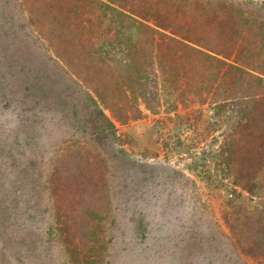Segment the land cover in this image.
Listing matches in <instances>:
<instances>
[{"label":"rangeland","instance_id":"obj_1","mask_svg":"<svg viewBox=\"0 0 264 264\" xmlns=\"http://www.w3.org/2000/svg\"><path fill=\"white\" fill-rule=\"evenodd\" d=\"M1 14L13 24L0 18V264H64L48 254L59 245L53 192L43 184L49 166L31 156L41 171L37 192L4 176L30 157L16 135L46 154L57 144L76 149L93 175L105 171L107 264H264L246 254L232 262L222 217L231 216V188L241 194L240 218L264 209V196L249 199L233 182L242 170L241 182L254 175L264 192V167L256 176L248 161L259 157L254 148L261 159L264 152L253 145L264 134V0H0ZM8 28L16 36L7 46ZM73 45L110 64L112 99L67 65ZM4 55L20 62L14 75L3 72ZM138 73L144 96L130 86ZM94 103L116 135L101 145L67 118L94 119ZM89 185L88 198L100 191ZM55 187L66 192L64 204L85 188L56 179Z\"/></svg>","mask_w":264,"mask_h":264},{"label":"trees","instance_id":"obj_2","mask_svg":"<svg viewBox=\"0 0 264 264\" xmlns=\"http://www.w3.org/2000/svg\"><path fill=\"white\" fill-rule=\"evenodd\" d=\"M0 18L1 20L3 19L4 23L5 21H7L13 24V21L9 20L7 18V15L1 14ZM0 30H3V27H0ZM8 32H10L12 35ZM6 34V36L8 37L10 36L14 38L16 36L15 31L10 30L9 28L6 31ZM10 37L7 46L9 44L12 45V38ZM24 37L26 36L24 35ZM24 37L22 38L23 42L26 41ZM37 48H39V46ZM79 50L82 49L78 48L76 45H73L71 50L65 54V57L68 59L66 61L67 65L70 66L73 71L79 70V73L82 74V78L84 80H86L87 77L91 76L93 79L95 78L94 80H92V82L95 81V83L98 84L97 89L101 90L102 92H100L101 98L112 99L114 93H112V89L106 81L108 69H110V64L105 62L101 55L94 57V55L89 54L88 51L86 52ZM119 52L120 54L124 53V51L121 50ZM116 53H118L117 50L114 51L112 56H110L112 57L115 66H117L120 61V57L116 58ZM107 54L110 55L109 50ZM3 57L4 59H1V67L3 69V72L14 75L16 69L12 67L14 65H19L20 62L15 63L11 60V56L4 55ZM14 57L17 58L16 56ZM75 57H79L80 61ZM88 62L90 63L87 64ZM145 63L146 65H144L143 67L148 66L149 60H145ZM63 70L64 77H66V69ZM139 72L141 73V70ZM137 75H139V73ZM141 78V76L138 79L130 78V86H139L140 93H142V95L144 96L145 93L141 91L144 88V82ZM52 81V86L54 84H56L57 86L60 82L59 77L55 78ZM118 83L119 82L115 81V84H117V86ZM60 86L61 85H59L58 87ZM94 106L96 108V110H94V119L89 118V120H87V118H85L86 116L83 118H79L77 115H74V113L73 115H71L73 117L67 118L70 122L69 127L73 128L74 132L87 136L88 141H94V139H96L98 140L99 145H101L103 144L102 142L105 141V139H108V134H110V139H115L116 135L114 134L113 123L110 122L111 120L109 121V119L104 115L103 111L96 105V103H94ZM18 137V135L14 137V139L18 141L17 145H20V147L23 145H28V148L30 150V157L25 159L23 158L21 167H14L15 170H9L4 174V176L10 174L14 175L16 177L14 179L16 184L23 186L25 184H28L26 187H28V189H31L30 192H37L39 187H36L35 185L38 182V177L40 176L41 171L36 170L34 167L37 162L33 158L35 156L42 157V159L39 161L49 166V169H51V173L53 175V177H50L48 180H44L43 184L48 183L47 186L49 187L50 192H53V194L51 195V199L52 205L56 207L54 211V217L55 221L57 222V240L59 242V245H52L54 248H56V250L54 254L51 252L48 254L56 255L58 257V261L62 259L64 264H107L106 259H104V256H102L106 253L107 250L106 237L108 236V231L106 232V229H104L107 227L105 225L107 222L103 221L106 219L108 211L112 209V206L109 207L110 203L107 197L109 186L104 175L105 171L100 175H93L91 170L92 166L89 163L87 164V162L84 161V158L81 159L83 155L77 153L76 149H71L70 152L68 149L63 151L60 150V146H58L57 144V146H55V148L51 152L48 153V150L46 154L45 151L47 149L44 145L28 142L24 143L23 141L17 139ZM15 140H12L14 144ZM255 142L256 143H254L253 145H255V147L260 146L264 151V134L259 136L257 140H255ZM254 151L258 153V159L254 153H250L249 157L251 158L250 160H248L247 157L246 161H254L251 162L252 167L254 166L252 171H254L256 176H261L262 169L264 167V152L261 153V155H263V159H261V151L258 149V147L254 148ZM224 159L226 162L227 157H224ZM220 162L222 163L221 160ZM261 164H263L262 167L256 169L257 166H260ZM241 171L242 170L236 171L233 182L236 183V185L240 184L242 188L244 187L247 189L249 199L253 196L257 198L264 196V192L261 193L260 191L261 184L257 181H252L253 179H250L253 178L254 175L249 176L247 183L241 182ZM55 179L56 183L59 185L66 184L70 187L83 185L85 188H81V191L79 189H74L73 191L79 190V198L77 199L75 196H73V202H71L70 204H64L63 197L66 195V192H61L60 194L57 192L55 187ZM88 183L92 184L96 189L98 188L100 190L98 193L94 194V197L91 195L92 197L90 196V198H88V196L84 194V191L86 189L87 191H90L91 186ZM89 193L91 194L92 191H90ZM226 194V202L230 207L229 213L231 216L224 213L222 214V217L224 223L228 227V233L231 235V237L228 238L227 246L229 250L230 247H232L230 251V256L233 257L232 262L236 263V259H239L240 254L250 255L252 256V258L257 257V259L260 257L262 258V260H264V209L259 208L257 212L249 214L243 213L240 218L238 216V213H240L241 206L240 204H236V199L240 198L241 194L234 188L227 189ZM13 198H16V196H14ZM69 206H71L70 208L71 210H73V213L66 212ZM91 209L96 211L95 217L92 218L89 217L88 213ZM108 219H110V215ZM210 233L211 232L209 231L207 235ZM230 239H234V241L231 242ZM42 240L43 239L41 237L35 238L33 243L38 241L41 242ZM197 243L198 241L195 242V244ZM233 254L234 256H232Z\"/></svg>","mask_w":264,"mask_h":264}]
</instances>
